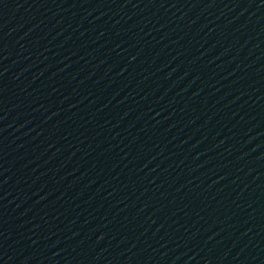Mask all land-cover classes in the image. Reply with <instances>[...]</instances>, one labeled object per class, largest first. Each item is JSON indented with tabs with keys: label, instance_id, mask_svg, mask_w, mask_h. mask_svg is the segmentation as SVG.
I'll use <instances>...</instances> for the list:
<instances>
[{
	"label": "water",
	"instance_id": "95a60500",
	"mask_svg": "<svg viewBox=\"0 0 264 264\" xmlns=\"http://www.w3.org/2000/svg\"><path fill=\"white\" fill-rule=\"evenodd\" d=\"M7 264H264V0H82Z\"/></svg>",
	"mask_w": 264,
	"mask_h": 264
}]
</instances>
